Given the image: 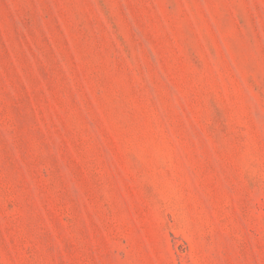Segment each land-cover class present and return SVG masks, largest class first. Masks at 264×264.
Masks as SVG:
<instances>
[{
  "label": "rangeland",
  "instance_id": "rangeland-1",
  "mask_svg": "<svg viewBox=\"0 0 264 264\" xmlns=\"http://www.w3.org/2000/svg\"><path fill=\"white\" fill-rule=\"evenodd\" d=\"M0 264H264V0H0Z\"/></svg>",
  "mask_w": 264,
  "mask_h": 264
}]
</instances>
